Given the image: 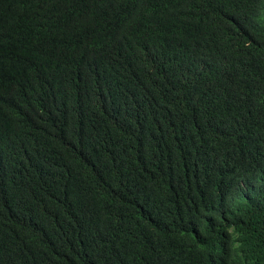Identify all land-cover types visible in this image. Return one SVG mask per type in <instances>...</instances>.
Masks as SVG:
<instances>
[{
  "label": "trees",
  "instance_id": "16d2710c",
  "mask_svg": "<svg viewBox=\"0 0 264 264\" xmlns=\"http://www.w3.org/2000/svg\"><path fill=\"white\" fill-rule=\"evenodd\" d=\"M0 264H264V0H0Z\"/></svg>",
  "mask_w": 264,
  "mask_h": 264
}]
</instances>
